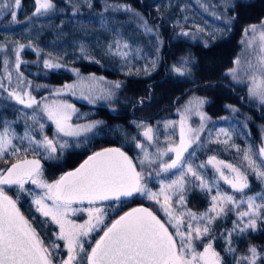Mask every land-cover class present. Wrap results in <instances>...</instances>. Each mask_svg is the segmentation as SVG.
Returning <instances> with one entry per match:
<instances>
[{"label":"snow or ice","instance_id":"1","mask_svg":"<svg viewBox=\"0 0 264 264\" xmlns=\"http://www.w3.org/2000/svg\"><path fill=\"white\" fill-rule=\"evenodd\" d=\"M18 7L20 0H15ZM0 7H9L8 4ZM54 9L52 0H36V9L34 15H44ZM126 11H131L125 6ZM13 20L16 19V12L11 13ZM219 19V17H217ZM230 23V21H226ZM103 26V25H102ZM145 32H151L152 29L144 22ZM197 31L203 29L197 28ZM251 33L247 40L248 49L255 54V63L252 60L247 62V69L252 72L250 76L249 95L256 97L264 104V22L260 29L253 25L245 29V35ZM182 35H189L188 32H182ZM24 45H20L16 51L17 68H19V52ZM128 44L121 46L116 42L117 54L126 57L127 52L121 51V48H128ZM111 51V46L109 48ZM83 51V49H82ZM7 63V62H6ZM235 63L240 64L238 58ZM155 62L153 61V65ZM188 60H183L179 67H174V71L180 75L186 73ZM45 68H59L61 65L56 62L44 61ZM237 69H231L229 74L233 79H238ZM95 79V78H93ZM103 79V78H101ZM81 81V85H83ZM65 88H73L74 85H65ZM116 89L120 88V83L114 84ZM60 90H57V94ZM91 91V88H90ZM103 97L110 98L113 95L111 90H101ZM9 96L17 103L24 105L25 108H33L38 102L30 93L20 94L15 90L9 92ZM88 99V96L84 97ZM204 101L197 98L195 102L190 101L185 107V113L193 110L200 116L201 124L198 129L187 126V115H182L180 120L179 142L176 143L168 137V146L166 148H157L156 153L148 152L145 146L137 143L136 147L141 149L143 157L140 164L154 165L159 161V170L156 175L161 173H173V170L180 169L179 175L170 183L160 181V189L153 192L145 183L143 170L137 171L133 161L119 148H106L90 155L74 171H69L61 175L54 182L49 183L43 179V171L38 159H18L16 163L11 164L6 170H0V264H54L52 259V250L59 247L54 242L45 245L36 229L20 212L17 207V199H13L5 192L4 186H15L18 193L27 192L32 197V203L36 211L41 216L47 218L44 223L51 221L59 228L56 234L58 240L64 242L68 257L62 261V264H76L78 258L83 259L81 254H85L87 264H221L219 254L213 249L212 244L204 246L202 252L196 250L195 242L207 236L211 229L210 225L221 215L227 214L231 207L237 204H247L246 211L238 212V219L234 223L232 231L238 229L240 234L248 230L255 231L259 219H264V193H257L261 198V203L256 202L254 196L243 197L245 189L249 188L248 174L242 171L240 167L231 163H225L217 160L215 156H210L208 164L212 165L219 179L228 184L233 192L241 193L242 198L238 201L234 195H230L217 190L216 195L212 196V206L207 212L197 215L191 211L179 212L172 206V197L176 192H183L187 182L186 177L191 176L199 181L201 190L210 191L211 184L208 179L201 175L191 163H188L185 153L193 145L198 144L200 132L204 130V114L200 111ZM68 109L75 111L68 104H44L43 112L56 128V133L63 136H80L92 131L94 124L76 125L69 123L71 115ZM235 110V109H234ZM28 119L39 124L40 131L43 132L44 124L40 123L35 111ZM99 123V122H97ZM171 123V122H170ZM165 127H169L166 124ZM152 129L147 128L143 135L151 143L153 140ZM228 139L223 143L227 144L231 139L230 134L224 129H220ZM27 139L29 147L33 145L34 151L44 148L48 153L57 151L54 140L44 136L42 140H35L26 130L24 137ZM13 137L9 133L7 126L0 131V158L11 150L12 155L20 152L13 144ZM237 147L236 145H232ZM67 147V142L60 144V148ZM25 152L28 148L24 149ZM243 151V161L251 170L256 178L264 183V164L258 163L254 158L256 153L252 147L239 149ZM168 153H173L170 162H166L164 157ZM195 155V149L189 153V156ZM261 161H264V144L258 151ZM205 167L204 164L199 165ZM227 169V174L225 173ZM175 174V173H173ZM31 183L41 191L26 189L25 185ZM135 194L147 196L150 200H155L160 204L167 219V223L175 229L172 233L169 228L162 223L157 216L148 208H133L125 212L118 219L112 221L110 226L103 229V235L96 240L95 245L90 252H86L84 238L99 228L105 222L106 209L100 206L105 201L120 202L122 198H129ZM162 198V200H161ZM184 201V196L180 195V203ZM50 202V203H49ZM87 202L88 207H73V205H83ZM78 212H86L88 219L83 223H76L69 219L70 215ZM247 217V220H245ZM187 221V230H184V224ZM231 236V232L229 233ZM231 244V240H229ZM229 251L234 249L229 248ZM250 256L241 257V261H247V264H256L257 249L249 247Z\"/></svg>","mask_w":264,"mask_h":264},{"label":"trees","instance_id":"2","mask_svg":"<svg viewBox=\"0 0 264 264\" xmlns=\"http://www.w3.org/2000/svg\"><path fill=\"white\" fill-rule=\"evenodd\" d=\"M1 1L2 0H0V2ZM54 1L57 3V8L58 6L61 7V12L56 10L52 16L57 21L59 20L61 22L62 19H65V14H67L70 20H93L95 18L91 16L93 14L75 15V17L69 14L70 7L78 4L74 0H70L68 3H66V0ZM84 1L85 0H82L80 4L84 3ZM104 1L129 5L132 10L139 12L147 22V25L149 24V26L157 32L156 35L162 42L158 63L149 73L141 74L140 72L137 73L136 68L133 66L124 71L105 66L82 55H73V58L63 57L64 60L73 59L72 61L68 60L69 66L76 67L83 73H95L112 80L121 79L123 85L119 89L118 95L115 96L113 102L109 105L106 103L90 105L83 101H76L79 110H91V112L85 117H74L73 121H84L88 119L100 120L102 125L99 129L105 131L103 135H95L93 138L91 137L80 144H70L63 149L57 148L55 153L46 158L42 157L38 152H33L32 148H28L27 152L24 151L26 148L22 147L16 136H19L21 132L25 135V131L27 130L33 139L38 140V137L33 131V127L30 123L23 119V115L19 111V105L21 104L17 103L16 100L9 96L10 91L8 89L0 88V131H3L4 127L7 126L10 135L13 137V144L17 148H20V152L16 155H12L10 150L9 153H6L4 157L0 158V170H6L11 164L16 163L18 159L23 157L36 156L42 159L45 164V167L42 169L43 174L50 179H56L77 167L90 154L99 149L112 146L124 150L132 158L136 168L144 170L148 167V164L147 166L143 165L142 167H145L142 169L137 161L138 154L133 153L136 150L133 146L135 141L141 140L140 130L142 128L140 125H137L134 120H141L143 122L145 121L147 124H153L160 118L173 116L175 115L173 111L176 110L178 102L184 98L187 93L192 91L203 94L206 97L207 102L204 109L211 122L216 123L218 119L225 117L226 120L224 122L226 123L229 119L226 125H228L232 133L231 139L234 141L232 145H236L241 150L244 149L243 145L239 144L241 138V133L239 132L246 134L250 144L257 145L259 143L260 129L262 125H264V110L258 111L259 109L255 108L257 106L247 102L244 97L238 99V94L240 93L241 96L242 92L241 90L238 91L239 87L237 85L230 86L232 82L227 77L225 71L231 67L233 59L237 56L240 48L239 39L243 31V26L245 24L264 21V0L232 1L226 8V13L232 17V22L226 30L227 33L225 32L226 34L220 38L213 39L208 45H202L196 42L191 43L184 38L176 37L175 34L180 25L171 24L167 18L160 14L156 8L157 0ZM88 2L91 8L89 10L91 11L99 8L101 0H88ZM14 4L15 0H8L9 9ZM34 8L35 0H20V5L17 7L16 13L17 18L14 21L18 24L11 28H14L13 32L10 31L11 35H17L19 33L18 31L24 28L26 21L33 17ZM81 9L83 12L87 8L83 6ZM7 16H9L8 13ZM129 16L131 17L133 15L124 12L114 16V19L125 20L130 22L132 26L137 27L136 22L130 20L131 18ZM42 20L44 19L40 18L38 22L34 23L32 26L37 25ZM6 21L7 17L5 18L3 16V19H0V23H7ZM51 23L57 26V23ZM28 38L29 37L24 38L22 42L34 44L28 41ZM33 38L43 44L42 50L46 53V43H48L49 39H52L53 36L49 35V33H45L40 37L37 36ZM149 39H151L150 36ZM15 41L18 42V39ZM1 42L6 45H11L14 41L8 37H4V35H0V44ZM135 46L136 45H129L130 48ZM8 50L10 51V47ZM21 57L26 60V64L22 66L24 68L23 75L33 79L36 84L61 85L65 82H70L73 78L69 71L62 69H50L47 71L45 70L43 73L40 72L34 60V52L29 46L22 48ZM184 57L188 58V70L184 75L174 73L172 69H174ZM178 66H180V64ZM25 67L29 68L30 71L35 70L37 74L32 75L29 70H25ZM228 106H235L237 109L233 111L230 110ZM51 127L52 125L50 123L44 126L47 132ZM213 127L214 126H210L209 123L204 133L211 134ZM113 128L117 130L111 131L110 129ZM211 140L212 138L210 135L207 137L206 142L211 143L206 144L208 148L205 150V153H202L204 157L215 154L217 157L233 163L235 158L240 156L242 152L237 151V147H233L229 143L219 144ZM201 142H204L203 138H201ZM150 171L152 172L151 168H149V173ZM151 176L152 178H156L155 175ZM248 180L250 181L248 194L264 193V183L258 180L254 173L250 172L248 174ZM153 186L156 187L157 184ZM4 188L6 194L13 199H17L19 195L17 207L20 209L22 215L29 220L44 243L50 245L54 242L59 246L54 250H57L63 256L64 250L62 248V242L55 238L57 231L56 226L52 224L51 221H48L47 224L44 223L47 218L41 216L39 212L36 211L35 205L32 203V197L29 196L27 192L18 193V189L15 186H4ZM25 188L33 190L28 184L25 185ZM204 197H206L205 193ZM204 197L202 193L194 192V194L187 199L188 205L193 202L197 203V205L200 204L205 206ZM142 204L148 206L149 199L140 194L121 199L120 202H102L101 205H105L106 216L105 222L100 226L99 230L103 229L105 225L127 209ZM200 205L198 206L201 208ZM149 208L152 212L154 211L151 206ZM230 208V213H228V211L227 214L221 215L213 221L210 225V233L205 236L207 238L206 240L212 243L215 251L219 254L221 264H237V261L240 260L241 257L251 255L248 252L249 247H255L257 249L258 255L256 264H264V219L258 220L257 229L255 231L248 230L244 234H240L238 229L232 231L234 228V222L232 221L234 213L231 212V206ZM234 221L236 222V219ZM230 232L231 236H229ZM229 240H231V244H229ZM229 248L234 249V251H229ZM241 264H247V261H241Z\"/></svg>","mask_w":264,"mask_h":264},{"label":"rangeland","instance_id":"3","mask_svg":"<svg viewBox=\"0 0 264 264\" xmlns=\"http://www.w3.org/2000/svg\"><path fill=\"white\" fill-rule=\"evenodd\" d=\"M68 1L70 2V0H66V3H68ZM74 1H76L78 4L73 2L76 5L70 7L69 14H72L73 17H75V15L78 16L82 14H93L91 16H94L95 18L93 20H78V19L70 20L67 17V14H65L66 16L65 19H62L61 22L59 20L57 21L52 16L54 15L53 13H55L54 11L56 10L61 12L60 9L61 7L58 6L57 8V3L54 0H52V3L54 4V9L44 15L33 14V17L26 21L24 28L20 29L17 35H11L10 33V31L11 32L14 31V28L13 29L11 28L16 26V24H18L17 22H14L16 19L13 20V17L11 15L13 11L17 13L16 4L11 6L10 9L9 7L6 8L0 7V19L1 18L3 19V16L5 18L7 17V21H6L7 23H0V35L1 36L4 35V37H8L14 41L13 44L11 45H6L3 44L2 42L0 44V57H1L0 88L8 89L10 92L15 90L20 94H23L24 92H28L31 94L32 97H34L38 102H40L39 108L36 105H34L33 108H25L24 105L21 104L19 105V111L22 113L23 119L27 120L30 123V125L33 127V131L36 133L38 140H42L44 136H47L49 139H52L55 142H57L56 148H60V144L65 142H67V146L70 144H80L91 137L93 138L95 135H99V136L103 135L105 131L99 129V127L102 125L100 120L88 119L84 121H73L74 117L75 118L85 117L91 112V110L90 111L79 110L77 108L76 101H83L84 103L86 104L88 103L90 105L92 104L96 105L97 103L98 104L106 103L107 105H109L113 102L115 96L118 95L119 89L123 85V81L121 79L112 80L104 77L103 75H99L95 73H88V74L83 73L79 71L76 67L69 66L68 60L70 59L64 60L63 57L82 55L89 57L88 59L90 60H95L100 64L118 70L120 69L125 71L128 70L131 66H133L136 68L137 73L140 72L141 74H144L147 72L149 73L151 69H153V67L158 63L159 53L162 45L161 39L158 38L156 35L157 32L153 28H151L149 24L147 26L151 28L152 31L145 32L143 27L145 22L144 18L141 16L139 12L132 10L129 7V5H126L124 3H109L107 1L101 0L99 4L100 5L99 8L90 11L89 9L91 8L88 0H85L84 3L82 4H80L82 0H74ZM232 1L234 0H157L156 8L158 9V11L162 16H164L165 18H167L169 22H171V24L180 25L177 33L175 34L176 37L184 38L185 40L191 43L196 42L202 45H208L213 39L220 38L227 33L226 30L228 29L229 25L232 22V17L226 13V8L228 7L229 4L232 3ZM3 4H8V0H2L0 2V5ZM83 6L87 9L82 12L81 8ZM125 6L127 8H130L131 11H126ZM35 9H36V0H35L34 12ZM124 12L133 15L131 17L129 16L131 18L129 19L136 22L137 27L132 26L130 22H127L125 20L114 19L115 18L114 16L118 14H122ZM7 13L9 14V16H7ZM217 17H219V19ZM40 18L44 20H42L37 25L32 26L34 23L38 22ZM50 21L57 23V26H54ZM226 21H230V23H227ZM262 22L264 21H261L259 23L245 24L243 26V31L239 39V46H240L239 51L237 53V56L233 59L231 67L225 71L227 77L232 82V84L229 83L230 86L237 85L239 87L238 91L241 90L242 92L241 96L240 93L238 94L239 97L238 99H242V97H244L247 100V102L257 106L255 108L259 109L258 111L264 110V104H262L258 98L250 96L248 92V88L250 86V76L252 75V72L247 69V62L249 60H252L253 63H255V54L252 53V50L248 49L247 47V40L251 37V33H249L246 36L245 29L255 25L259 30ZM197 28L203 29V31H197ZM139 30L141 31V33ZM182 32H188L189 35L184 36L182 35ZM45 33H49V35L53 36V38L49 39L48 43H46L47 45L46 53H44L42 50L43 44L40 41H37L35 38H33L37 36L40 37L42 34ZM149 36L151 37V39H149ZM26 37H29L28 41L34 43L35 45L29 44L27 42H22V40ZM17 39L18 42L15 41ZM117 41L120 42L121 46L126 42H127L126 44L128 45H136V46L131 48L128 47L126 49L121 48V51L128 53V56L124 57L121 56L120 54H117V48H116ZM20 45H24V47L25 46L31 47L35 56L34 60L37 63V68L38 70H40V72L43 73L45 72V70L47 71L50 69H54V70L62 69L69 71L71 73V75L73 76L72 80L70 82H65L61 85H49V84L42 85V84H36L31 78L25 77L23 75L24 68L22 66L26 64V60H24V58L21 57L22 49H20L19 52L20 64H19V68H17L16 51ZM110 46H111V51L109 50ZM9 47H10V51L8 50ZM238 58L240 59L239 65L235 63V61ZM185 59L188 60V58L184 57L179 61L178 65L179 64L181 65L182 61ZM45 60L59 63L61 67L45 68L44 66ZM153 61L155 62L154 65H153ZM178 65L175 67H179ZM231 69L238 70L237 71V75L239 77L238 79L234 80L232 75L229 74V71ZM25 70L30 71V69L26 67ZM30 73L32 75L37 74L35 70L34 71L31 70ZM174 73L179 74L176 71H174ZM81 81L84 82L83 85H81ZM116 82L120 83V88L118 89L114 87V84ZM65 85H74V87L65 88L64 87ZM102 89L111 90L113 92V95L110 98H102L103 97V94L101 92ZM57 90H60L58 94H57ZM85 96H88L89 98L85 99L84 98ZM197 98L202 99L204 101L203 105L200 108V111L204 114L206 118L204 120V130L207 129L209 123L210 126L213 125L214 127L211 134L204 133V130L200 132V140L198 144L193 145V148L189 149V153L192 152L193 149H195V155L189 156V153H185V157L187 162L191 163L193 167L201 175H203L206 179L208 178L212 186L210 191L206 189L207 190L206 192V190H201V188L199 187V181H196L191 176L186 177L187 182L185 184V188L183 192L182 193L176 192L172 197V206L177 211V214H179V212H184V211H191L196 213L197 215L207 212L208 209L212 206V196L216 195L218 189L221 192L234 195L238 201L242 198L241 193L233 192V190L228 184H226L222 179H219V176L215 172L213 166L208 164V159L210 156H215L217 160H222L225 163H231V162L225 159H221L217 157L215 154H210L205 157L202 156V153H205V150L208 148L206 144L211 143V142H206L207 137L211 135L212 138L211 141L218 142L219 144H225L223 143V141L228 138L225 137L222 133H220V129H224L226 132H228L230 134V137L232 135L228 125H226L229 119L226 121V123L224 122L226 120L225 117L218 119L217 120L218 122L216 123L211 122L209 116L207 115L204 109L207 99L203 94H199L195 91L187 93L186 96L178 102L176 110L173 111L175 115L160 118L157 121H155L153 124H147L145 123V121L143 122L141 120H134L136 121L135 123L137 125H140L142 128L140 130L141 140L135 141V144L133 146L134 149L136 150L133 153L138 154L137 161L138 164H140V160L143 157V152L141 151V149L136 147L137 143L143 144L145 148L148 150V152L152 154L156 153L157 148H166L168 146V137H171L173 141L178 143L179 132H180V120L182 115H187V126L192 127L194 129H198L201 124L200 116L194 110L190 113H185V107L189 104L190 101L195 102ZM54 102L56 104L71 105L72 108L75 109V111L73 112L71 109H68V112L71 115V119L69 120V123L72 124L73 126L94 124L95 126L93 127L92 131L84 133L80 136H70V137H66L63 136L62 134L56 133L55 125L50 120H48L47 116L43 112L44 104H52ZM228 108L233 111H236L237 109L235 106H228ZM34 111L40 123H43L44 126L48 123L52 125V127L48 132L45 130V128L43 129V132H41L39 128V124L28 119V116L32 115ZM166 124H169V127L166 128L165 127ZM147 128H151L153 130L152 131L153 140L151 143L143 135L144 131ZM110 130L112 131L117 129L113 128ZM239 133H241L239 144L243 145L244 149L252 147L254 153L257 154L255 155L254 158L257 160L258 163L264 164V161H261L260 157L258 156L259 148L262 144H264V125H262L260 129V140L257 145L250 144V141L246 137V134H244L243 132H239ZM16 137L19 139V142L21 143L22 147L32 148L33 152L40 153L44 158L53 154V153L51 154L48 153L44 148H39L34 151L33 150L35 148L34 145L32 147H29V142L27 139H23V140L20 139L21 137H24L23 132H21V134L19 136L17 135ZM201 138L204 139L205 143L201 142ZM233 142L234 141L230 139L228 143L232 145ZM170 157H174V154L168 153V155L164 157V160L166 162H170L169 160ZM130 159L132 160L131 157ZM201 164H204L205 167L200 168L199 165ZM231 164L240 167L241 170L247 172V174L252 172L251 170L248 169L247 163L243 161V151L241 152L240 156H237L235 158V161ZM144 165L147 166V164ZM142 166L143 165H141V167ZM77 167H75L70 171H74ZM144 167H142V169ZM149 168H151L152 170V172L150 171V173H149ZM158 170H159V161L154 165H148V167H146L143 170L145 175L144 182L147 183V186L153 192L159 191L161 180H163L165 183H170L172 180L177 178L180 171V169H176L173 170V173L175 174L161 173L159 176H157L156 172ZM137 171H141V169H137ZM224 171L227 174V169H225ZM151 175H155L156 178L154 177L152 178ZM43 179L51 183L57 180L58 178L50 179L43 174ZM248 182L250 187V181L248 180ZM154 184H157V186L156 187L153 186ZM28 185L30 188H33V190H35L37 193L41 191L31 183H28ZM248 190L249 188L245 189L244 191L243 197L245 199L247 196H254L256 198L257 203L262 202L261 198L257 196V194H248L247 193ZM194 192L202 193L203 197H204V193L206 194V197H204L205 206L198 204L201 206L200 208L197 205V203H193V202L192 204L188 205L187 199H189V197H191V195L194 194ZM180 195L184 196V201L182 204L179 202ZM100 206L105 207V205H100ZM145 206L146 207L151 206L154 209V211H156L153 212L157 214L159 218L165 223V225L169 228L170 232L172 233L175 232V229L172 228V226L167 223L168 218L166 217L160 204H157L155 200L149 199V205L148 206L145 205ZM73 207L87 208L88 205L87 204L73 205ZM246 210H247L246 203L237 204L236 207H232L231 212L234 213L233 214L234 217L232 218L233 219L232 221L234 223H235L234 221L235 219L237 221L239 211H246ZM228 213H230V211ZM69 219L75 221L76 223H83L85 220L88 219V216L86 212H78L75 215H70ZM245 220H247V217H245ZM56 228H57L56 231L57 234L59 232V228L57 226ZM184 230L185 231L187 230V221H185ZM95 231H93L90 234V236ZM56 234H55V238L57 239ZM206 239L207 238L204 236L202 237L201 240L195 242L197 251L202 252L204 246L208 243H211ZM60 241L62 242V248L64 250L63 260H65L68 257L67 249L64 247V242L62 240ZM57 254L60 253L57 250L53 249L52 259L53 258L55 259ZM57 257H59V259L61 258V256L59 255ZM63 260H61V262Z\"/></svg>","mask_w":264,"mask_h":264},{"label":"flooded vegetation","instance_id":"4","mask_svg":"<svg viewBox=\"0 0 264 264\" xmlns=\"http://www.w3.org/2000/svg\"><path fill=\"white\" fill-rule=\"evenodd\" d=\"M156 216H158L157 214H156ZM158 218H159V216H158ZM162 221V220H161ZM163 222V221H162ZM164 223V222H163ZM110 225V223H108L107 225H105V227L103 228V229H105L107 226H109ZM103 229H101V230H99V228L91 235V236H89L88 238H85V240H84V244H85V249H86V252H90L91 251V248L95 245V242H96V240H98L99 239V237L102 235V233H103ZM170 231V230H169ZM87 239V240H86ZM66 253V252H65ZM61 256V258L59 259V257H57V256ZM57 256H56V258L54 259L53 258V261H54V264H62V262H61V260H63L64 258V256H62L61 255V253L60 254H57ZM81 256L83 257V259L82 260H80L79 258H78V260H77V262H76V264H87V258H86V255L85 254H81ZM67 259V258H66ZM61 262V263H60Z\"/></svg>","mask_w":264,"mask_h":264},{"label":"water","instance_id":"5","mask_svg":"<svg viewBox=\"0 0 264 264\" xmlns=\"http://www.w3.org/2000/svg\"><path fill=\"white\" fill-rule=\"evenodd\" d=\"M106 148H117V147H105V148H102V149H99L98 151H101V150H103V149H106ZM120 149V148H119ZM121 151H123L128 157H129V155L124 151V150H122V149H120ZM98 151H96V152H98ZM95 153V152H94ZM93 154V153H92ZM92 154H90V155H92ZM89 155V156H90ZM88 156V157H89ZM88 157H86V159L88 158ZM130 158V157H129ZM22 159H28V160H32V159H38L39 161H40V164H41V166H42V169L45 167V164H44V162L42 161V159H40L39 157H36V156H27V157H23V158H21L20 160H22ZM86 159H84L80 164H82ZM79 164V165H80ZM79 167V166H78ZM122 199H125V198H122ZM106 202V201H105ZM84 204H87V202H85ZM139 207H145V208H148V207H146L145 205H136V206H133V207H131V208H129V209H127L125 212H128V211H131L133 208H139ZM150 211H152L150 208H148ZM125 212H123L122 214H120L119 216H117L114 220H116V219H118L121 215H123ZM155 214V213H154ZM156 215V214H155ZM157 218H158V216H157ZM159 219V218H158ZM162 222V221H161ZM111 225V224H110ZM109 225V226H110ZM102 235H103V233H102ZM100 238V237H99Z\"/></svg>","mask_w":264,"mask_h":264}]
</instances>
